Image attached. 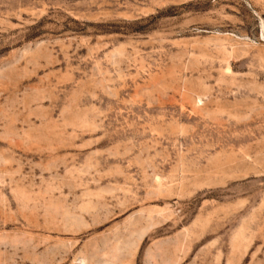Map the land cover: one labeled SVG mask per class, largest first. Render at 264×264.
I'll list each match as a JSON object with an SVG mask.
<instances>
[{
	"label": "rangeland",
	"instance_id": "rangeland-1",
	"mask_svg": "<svg viewBox=\"0 0 264 264\" xmlns=\"http://www.w3.org/2000/svg\"><path fill=\"white\" fill-rule=\"evenodd\" d=\"M0 264H264V0H0Z\"/></svg>",
	"mask_w": 264,
	"mask_h": 264
}]
</instances>
